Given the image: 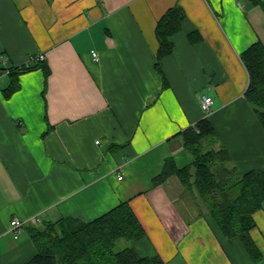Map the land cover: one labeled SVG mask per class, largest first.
Masks as SVG:
<instances>
[{"label":"crops","instance_id":"0c3cea01","mask_svg":"<svg viewBox=\"0 0 264 264\" xmlns=\"http://www.w3.org/2000/svg\"><path fill=\"white\" fill-rule=\"evenodd\" d=\"M176 4L186 18L160 73L156 25ZM257 41L264 11L254 0H0V264L36 253L28 223L92 220L122 201L145 228L131 241L140 255L264 264V208L251 230L262 253L255 261L184 199L178 176L153 184L167 157L178 167L193 161L176 135L205 116L219 134L213 147L227 148L240 172L264 165V129L245 99L241 59ZM41 53L47 80L42 68L22 73L7 97L10 68ZM203 93L213 98L209 114ZM13 218L25 223L17 234Z\"/></svg>","mask_w":264,"mask_h":264},{"label":"trees","instance_id":"16d2710c","mask_svg":"<svg viewBox=\"0 0 264 264\" xmlns=\"http://www.w3.org/2000/svg\"><path fill=\"white\" fill-rule=\"evenodd\" d=\"M254 1L264 11V1ZM185 18L184 8L176 4L157 22L156 67L160 73L163 58L175 47L172 36L181 30ZM241 59L249 74L245 99L264 129V42L253 43L242 52ZM38 68L44 70L47 80L50 68L44 60H30L11 67V82L5 95L9 97L20 86V74ZM176 136L193 154V161L178 167L173 156L167 157L162 171L153 179L154 186L178 176L185 198L195 200L200 208L209 212L227 238H239L253 260L261 259L262 253L251 230L256 226L255 212L264 208V165L240 172L231 162L227 148L211 147L217 139L216 129L208 116L182 129ZM26 228L36 245V253L24 264H167L158 254L140 255L128 243L146 236L129 201H122L92 220L78 215L60 216L28 223ZM121 240L128 244L117 250L116 245Z\"/></svg>","mask_w":264,"mask_h":264},{"label":"built area","instance_id":"2783aa9c","mask_svg":"<svg viewBox=\"0 0 264 264\" xmlns=\"http://www.w3.org/2000/svg\"><path fill=\"white\" fill-rule=\"evenodd\" d=\"M92 56L94 59H98L99 53L97 51H92ZM35 59L44 60L45 55L42 53L37 54V55H31L28 60L30 61V60H35ZM212 104H213V98L210 95L203 93L201 95V108L206 114H209L212 111ZM122 177L123 176H119V178H122ZM24 224L25 223L23 220H20L19 218H13L11 220V228L10 229L12 232L17 234L22 229Z\"/></svg>","mask_w":264,"mask_h":264},{"label":"rangeland","instance_id":"374dc122","mask_svg":"<svg viewBox=\"0 0 264 264\" xmlns=\"http://www.w3.org/2000/svg\"><path fill=\"white\" fill-rule=\"evenodd\" d=\"M216 139L217 138H219V134H218V132L216 131V137H215ZM209 144V143H208ZM211 145V147H213L214 145H213V143H211L210 144ZM209 147V146H208ZM183 195H185V190H184V194ZM185 200H187L186 198H184ZM128 241H126V240H121V241H119L118 243H117V245H116V249L117 250H119V249H121V248H123L126 244H130L131 245V241L130 242H128Z\"/></svg>","mask_w":264,"mask_h":264}]
</instances>
